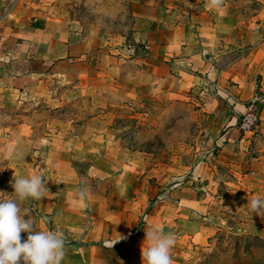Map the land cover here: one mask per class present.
<instances>
[{
	"label": "rangeland",
	"instance_id": "374dc122",
	"mask_svg": "<svg viewBox=\"0 0 264 264\" xmlns=\"http://www.w3.org/2000/svg\"><path fill=\"white\" fill-rule=\"evenodd\" d=\"M14 174L46 178L22 207L64 233L62 264H143L152 226L172 264H264L247 204L264 197V0H0V199Z\"/></svg>",
	"mask_w": 264,
	"mask_h": 264
},
{
	"label": "clouds",
	"instance_id": "9594fccd",
	"mask_svg": "<svg viewBox=\"0 0 264 264\" xmlns=\"http://www.w3.org/2000/svg\"><path fill=\"white\" fill-rule=\"evenodd\" d=\"M216 8L223 0H211ZM15 155L23 158L19 152H9L8 158ZM45 177L39 174L17 176L11 181L13 197L0 199V264H62L65 253L64 233L57 229L40 230L36 227L30 211L22 207L29 198H44ZM76 195L87 206L88 190L81 187ZM248 206L252 213L264 216V197H249ZM28 233L22 241L21 233ZM122 238V237H121ZM120 238V239H121ZM176 244L173 233L164 232L157 226L146 229V238L142 245L143 264H172L171 249Z\"/></svg>",
	"mask_w": 264,
	"mask_h": 264
},
{
	"label": "built area",
	"instance_id": "2783aa9c",
	"mask_svg": "<svg viewBox=\"0 0 264 264\" xmlns=\"http://www.w3.org/2000/svg\"><path fill=\"white\" fill-rule=\"evenodd\" d=\"M256 119H257V116H255L254 113H250L246 115L243 120V127L245 128L251 127L255 123Z\"/></svg>",
	"mask_w": 264,
	"mask_h": 264
},
{
	"label": "crops",
	"instance_id": "0c3cea01",
	"mask_svg": "<svg viewBox=\"0 0 264 264\" xmlns=\"http://www.w3.org/2000/svg\"><path fill=\"white\" fill-rule=\"evenodd\" d=\"M58 20L60 21V22H55V25H57V26H62V25H64L65 24V26H66V29H65V33H63L62 35H63V39H67L69 36H71V34H72V32H71V27L65 22V20H63L61 17H58ZM57 20V21H58Z\"/></svg>",
	"mask_w": 264,
	"mask_h": 264
}]
</instances>
